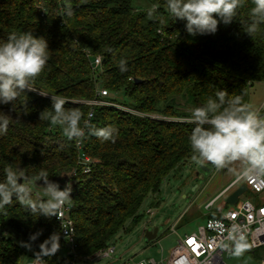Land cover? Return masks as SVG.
<instances>
[{
    "label": "trees",
    "instance_id": "obj_1",
    "mask_svg": "<svg viewBox=\"0 0 264 264\" xmlns=\"http://www.w3.org/2000/svg\"><path fill=\"white\" fill-rule=\"evenodd\" d=\"M67 2L74 9L71 17L63 15L65 0H0V39L27 30L46 37L50 59L34 87L63 97L66 109L79 108L97 127L115 128V142L82 138V152L96 160L84 172L77 142L68 141L59 126L39 120L40 112L51 106L50 95L30 92L27 113L21 102L15 110L11 104L0 105L14 119L7 134L0 136V172L6 165L21 164L32 174L47 169L50 179L63 182L64 173H76L69 179L70 215L76 253L88 257L114 243L119 232L128 231L129 221L138 223L147 197L158 193L163 180L193 158V125L186 122L191 108L214 98L220 89L249 104V88L264 82V25L252 36L243 30L241 21L249 22L252 0H244L232 24L219 25L215 34L196 36L187 33L183 20L170 22L165 31L147 17L146 9L160 4V14L168 19L163 0ZM94 56L102 58L97 72L91 65ZM121 61L128 68L123 73ZM100 88L109 91L105 100L145 115L117 106L89 108L86 101L100 99ZM119 93L123 100L117 98ZM225 206L228 209L226 202ZM37 230L43 234L30 257L51 233H61L60 226L56 217H32L15 202L9 206L7 215H0V264H21L26 252L19 241ZM60 242L59 251L45 259L49 264H75L72 256L62 255L67 249L62 235Z\"/></svg>",
    "mask_w": 264,
    "mask_h": 264
},
{
    "label": "clouds",
    "instance_id": "obj_2",
    "mask_svg": "<svg viewBox=\"0 0 264 264\" xmlns=\"http://www.w3.org/2000/svg\"><path fill=\"white\" fill-rule=\"evenodd\" d=\"M252 3L249 22L241 21L249 36L264 25V0H252ZM243 4L244 0H163L162 7L168 19L160 14V4L149 6L146 15L165 31L170 22L183 20L189 35H212L219 30V25L232 24ZM73 12L71 4L65 0L63 15L71 17ZM49 59L47 38L35 35L33 30L10 32L6 39H0V105L11 104L15 110L16 103L21 102L23 112L27 113L28 94L38 91L41 96L50 95L51 100V106L40 112L39 120L59 126L68 141L78 143L86 136H95L102 141L115 142V128L97 127L84 118L79 108L66 109L67 101L63 97L34 87V80ZM119 67L122 73L128 70L124 61ZM87 103L89 108L94 106L92 101ZM13 122L11 112L0 110V136L7 134ZM186 122L193 125L189 141L195 154L193 159L198 163H210L217 169L231 171L229 166L239 162L243 165V176L264 175V114L243 103L240 95L230 96L226 89H220L214 98L191 108ZM0 175V215H7L8 207L15 202L32 217H60L61 209L72 200L71 181L61 187L58 181L50 179L47 169L41 168L32 174L21 164L6 165ZM42 234L43 230L31 232L27 240H21L19 244L34 250ZM226 240L230 243L221 242L219 247L230 250L233 256H241L250 248L242 226L230 228ZM60 241L61 233L53 232L40 242L34 251L36 264H49L45 257L51 258L59 251Z\"/></svg>",
    "mask_w": 264,
    "mask_h": 264
},
{
    "label": "rangeland",
    "instance_id": "obj_3",
    "mask_svg": "<svg viewBox=\"0 0 264 264\" xmlns=\"http://www.w3.org/2000/svg\"><path fill=\"white\" fill-rule=\"evenodd\" d=\"M117 98L123 100L122 94H117ZM248 102L255 108L262 105L261 109L264 112V83L260 85L259 82L255 83L249 88ZM225 169L218 171L219 169L214 165L200 164L193 158L182 163L163 180L160 191L150 194L144 201L139 211L142 215L141 220L136 224L129 221L127 225L130 229L119 232L115 237L113 242L116 245V253L114 255L94 262L77 260L75 264H123L131 258L159 260L162 256V249L167 255L176 245L179 237L196 232L201 225L206 223L212 212H206L205 202L216 186V178L218 176L223 178ZM57 181L62 187L63 180ZM226 198L227 196H223L216 203L215 208L226 209ZM263 198L264 192L258 195L251 190L241 196V200L250 199L253 202H260ZM228 206L231 207L229 204ZM149 209L156 212L153 217L147 214ZM155 228H158L157 238L148 240L146 232ZM24 250L26 254L21 264L31 259V251L26 248ZM67 253L68 249H65L62 255H67ZM226 262L227 264H264V245L255 253L246 250L238 257L232 254L226 256Z\"/></svg>",
    "mask_w": 264,
    "mask_h": 264
},
{
    "label": "built area",
    "instance_id": "obj_4",
    "mask_svg": "<svg viewBox=\"0 0 264 264\" xmlns=\"http://www.w3.org/2000/svg\"><path fill=\"white\" fill-rule=\"evenodd\" d=\"M39 8H41V15H45V10L43 3H39ZM91 65L93 70L97 72L98 69H101L102 58L101 56L92 57ZM109 95V91L103 88H100L98 91V96L100 99L91 100L93 105H108V106H117L123 108L126 111L138 115H145L143 113L136 112L129 108L121 107L112 102L105 100L104 98ZM88 101H86L87 103ZM88 104V103H87ZM93 115V110L90 111L89 118ZM77 147L80 150L78 161L83 167L84 172L90 170V165L96 160L90 158L88 155L82 152V142L81 140L77 143ZM74 176L76 173H69ZM70 177L64 175V182L62 187L66 182H68ZM243 182L248 187V190H251L254 193L260 195L264 192V175H251L248 177L240 174L233 182L230 184L227 189H225L220 195L226 193L229 189L237 186ZM219 198L216 197L208 201L204 205L206 212H212L213 206L216 200ZM228 209L222 211L220 216L217 218H208L204 225H201L196 232L191 234H185L183 237H179L176 245L169 251L167 255L161 250V258L156 260L151 258L148 260H135L131 258L124 262L123 264H227L226 256L231 255L230 250L221 249L219 244L221 242H227L226 237L229 234V229L233 226L239 225L245 231V237L247 242L250 244L252 249L260 248L264 245V198L260 202H253L250 199L241 200V197L236 205H230ZM71 204H66L61 209L60 217H56V220L60 226L61 235L65 241L68 249V256H72L75 263L77 260L84 261H98L103 258L111 257L116 253V245L110 243L108 246L98 250L91 256L81 257L76 253L77 246V234L74 225V221L70 215L71 213ZM147 214L150 217H153L156 212L153 209H149ZM69 229H66V228ZM175 232V228H173ZM68 237V238H66ZM24 264H36L34 256ZM67 264V263H62Z\"/></svg>",
    "mask_w": 264,
    "mask_h": 264
},
{
    "label": "crops",
    "instance_id": "obj_5",
    "mask_svg": "<svg viewBox=\"0 0 264 264\" xmlns=\"http://www.w3.org/2000/svg\"><path fill=\"white\" fill-rule=\"evenodd\" d=\"M258 83V82H257ZM261 83H264V82H259V85L261 84ZM255 85V84H254ZM253 85V86H254ZM252 86V87H253ZM261 106L262 105H260L258 108H259V110H260V112H261V114H264V112H263V110L261 109ZM257 108V109H258ZM231 171H229L228 169H225V173H224V175H223V178L221 177V176H218L217 178H216V181H217V183H216V186L214 187V190H213V192L209 195V197H208V199H207V201L205 202V204L208 202V201H210V200H212V199H214V198H216V197H218L219 196V198L216 200V202H215V204H214V206H213V210H212V212H216V213H219V212H222V211H224V209L223 208H221V207H216L215 208V205H216V203L223 197V196H228L233 190H235L238 186H240L241 184H242V182L240 183V184H238L237 186H235V187H233V188H231V189H229L226 193H224L223 195H220L225 189H227V187H229L230 186V184H232V182L242 173V168H243V165L241 164V163H239V162H235V163H233L231 166ZM218 171H220V169L218 170Z\"/></svg>",
    "mask_w": 264,
    "mask_h": 264
},
{
    "label": "water",
    "instance_id": "obj_6",
    "mask_svg": "<svg viewBox=\"0 0 264 264\" xmlns=\"http://www.w3.org/2000/svg\"><path fill=\"white\" fill-rule=\"evenodd\" d=\"M136 82H140V80L136 79ZM248 191V187L245 184H241L235 190H233L226 198V202L229 205H236L240 199V197ZM158 228H155L152 231L146 232V238L148 240H154L157 238Z\"/></svg>",
    "mask_w": 264,
    "mask_h": 264
}]
</instances>
